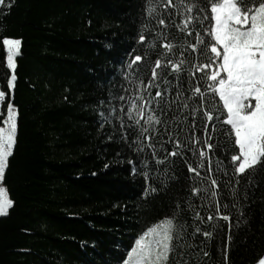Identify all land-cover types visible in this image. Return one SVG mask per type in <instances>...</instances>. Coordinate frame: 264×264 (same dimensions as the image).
I'll return each mask as SVG.
<instances>
[{
  "label": "trees",
  "instance_id": "1",
  "mask_svg": "<svg viewBox=\"0 0 264 264\" xmlns=\"http://www.w3.org/2000/svg\"><path fill=\"white\" fill-rule=\"evenodd\" d=\"M152 3V15L147 0H6L11 6H0V89L8 94L0 101V127L5 126L6 104L18 109L16 144L3 178L14 203L0 215V264H123L142 229L174 212L185 230L174 240L169 264H254L264 252V165L234 174L230 155L235 153L225 150L232 141L223 134L230 126L208 122L210 142L220 147L203 158L200 175L187 167L200 163L187 150L191 100L189 109L179 111L172 104L164 115L153 106L161 118L155 127L162 134L151 141L155 156L144 138L152 132L140 136L138 127H129L133 122L126 112L132 102L139 106L141 95L153 100L158 90L148 88L147 81L166 50L163 40L150 50L151 38L163 32L180 45L186 35L158 25L157 19L167 22L168 13L176 10L164 9L161 0ZM140 34L145 42L138 40ZM3 36L21 39L11 90ZM135 55L143 59L129 67ZM186 56L195 63L199 53L186 51ZM166 74L172 83L165 99L183 103L190 93L177 99L175 73ZM181 78L183 91L188 85ZM199 78L197 73L193 84ZM156 83L162 92L167 88L159 79ZM199 123L197 118L196 136L203 135ZM165 129L173 133L171 143ZM177 138L182 154L165 159ZM157 159L164 163L157 165ZM192 188L208 191L196 194ZM217 201L219 212L230 220L217 216ZM196 227L201 232L193 235ZM204 231L212 236L204 237Z\"/></svg>",
  "mask_w": 264,
  "mask_h": 264
},
{
  "label": "snow or ice",
  "instance_id": "2",
  "mask_svg": "<svg viewBox=\"0 0 264 264\" xmlns=\"http://www.w3.org/2000/svg\"><path fill=\"white\" fill-rule=\"evenodd\" d=\"M161 4L164 9L171 7L176 11L168 13L167 22L163 18L157 19V24L164 28H175L186 34L185 40L183 44L177 45L170 42L169 36L163 32H157L155 37L151 38L150 50L155 51L157 42L161 40H163L161 47L166 50L162 54L163 58L155 60L151 79L147 81L148 88L158 89L153 98L155 103L153 104V100H144L142 95L139 97L142 101L139 106L133 101L131 108L126 112L128 119L133 122L129 127L133 125L138 127L140 136H144V133L149 131L152 132V135L144 138L149 141L147 147L153 149L152 155L155 156V146L151 141L153 135L162 134L155 127L161 124V118L155 114L153 106L160 110L161 115H164L172 104H176L179 111L189 109L188 101L191 100L193 106L190 108L189 116L192 117V131L187 150L192 152L200 163L198 167L188 164L190 172L200 175L198 168H204L203 158L208 156L209 151L214 147L219 150V145L214 146L210 142L212 136L209 135L208 122L213 120L221 122L222 126H230L223 134L232 141L225 150L235 153L230 155L234 174H244L249 169L264 165V0H177V3H173V0H161ZM147 5L149 15L156 12L152 0H147ZM0 6L10 7L11 5H6V0H0ZM176 17L180 18L179 23L176 22ZM147 27L142 25L143 29ZM187 38H191L192 42L189 43ZM146 39L144 34L138 36L141 42H145ZM2 43L7 49V67L12 70L10 78L6 81L7 88L11 90L14 89L16 80L14 57L19 53L21 39L3 36ZM186 51L199 53L195 63L188 59ZM169 54L177 58H169ZM142 59L141 55H135L128 66L131 67ZM157 69L161 71L158 73ZM168 71L175 73L173 80L178 82L175 89L177 99L182 97L185 91L190 93L189 96L184 97L183 103L165 99V94L172 83L167 79ZM197 73L200 74V78L193 84L192 78ZM182 75L186 78L188 85L183 91L180 87L183 83ZM157 79L167 86L164 92L159 90L161 85L156 83ZM206 94H208L207 99ZM7 95L3 89H0V101H5ZM217 96L222 104L216 101ZM119 99L123 100L124 97ZM161 100L164 101L163 107L160 104ZM133 110L135 116H133ZM17 117L18 109L14 104L7 103L6 118L2 120L6 127H0V180L4 177L9 157L16 144ZM197 118L200 121L199 127L202 128V136L195 134L198 126ZM117 119L121 120L123 126V119L121 117ZM184 119L187 120L188 116ZM212 131H216L215 124L212 125ZM165 132L171 143L173 133L167 132V129ZM137 143L139 144V137ZM183 147L178 138L175 139L171 152L163 149L161 144V149L167 152L165 159L167 156L181 155L178 149ZM134 150L142 152L144 149L137 147ZM162 163H164L163 160H156L157 165ZM135 171L136 169L133 168V172ZM144 174L147 176L148 172ZM210 184L219 188L215 178L210 177ZM202 190L208 191L207 188L190 189L196 194ZM151 191L157 190L152 188ZM147 192L148 189H145V196ZM211 196L215 200L217 192L213 190ZM13 203L7 188L0 187V214H6ZM189 207H191L190 204ZM206 207L210 208V205ZM216 210L218 217L222 216L224 220H230V216L219 212L218 201ZM195 217L204 222L199 212L195 213ZM212 219L211 210H209L207 220ZM184 230V224H177L175 212L172 216H165L151 226H146L138 238H135L134 246L126 253L127 259L123 261V264H169L170 253L174 252V240L181 238ZM200 232L201 229L196 227L193 235ZM202 235L211 237L212 233L204 231ZM228 240L231 241L230 235ZM180 255L183 256V253L181 252ZM204 255H207V252ZM254 264H264V252L258 254Z\"/></svg>",
  "mask_w": 264,
  "mask_h": 264
},
{
  "label": "rangeland",
  "instance_id": "3",
  "mask_svg": "<svg viewBox=\"0 0 264 264\" xmlns=\"http://www.w3.org/2000/svg\"><path fill=\"white\" fill-rule=\"evenodd\" d=\"M19 55V53H17L16 54V56L14 57V59H15V63H16V57ZM4 127H6V125L4 126ZM4 178V177H3ZM0 187H5V185H4V183H3V179L2 180H0ZM6 188V187H5ZM9 210V209H8ZM8 212V211H7ZM0 215H6V214H0Z\"/></svg>",
  "mask_w": 264,
  "mask_h": 264
}]
</instances>
